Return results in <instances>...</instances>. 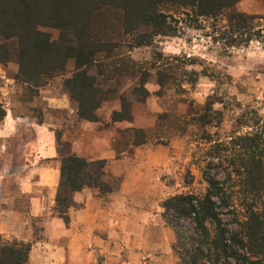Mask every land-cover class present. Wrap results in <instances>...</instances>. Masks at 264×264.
Instances as JSON below:
<instances>
[{"label":"trees","instance_id":"trees-1","mask_svg":"<svg viewBox=\"0 0 264 264\" xmlns=\"http://www.w3.org/2000/svg\"><path fill=\"white\" fill-rule=\"evenodd\" d=\"M238 1L0 0V64L15 61L18 64L15 78L29 88H39L64 75L68 61L73 59L75 71L64 80L69 95L77 103L81 119L98 121L96 110L112 89L99 85L97 76L107 80L116 74L139 73L136 100L148 95L146 84L151 76L148 67L135 61L129 52L135 47L152 45L158 35L176 34V26L172 24L174 14L163 11L165 5L189 9L188 16L196 21L201 17L225 21L220 26L213 23V28L215 40L226 46L264 38V26L257 27L256 16L238 11ZM44 27L59 30V37L54 39ZM159 84L166 85L162 78ZM119 99L120 109L114 110L112 119L132 120L131 97L127 94ZM208 108L195 118L205 126L212 123L214 116L212 108ZM4 114L0 104V118ZM170 116H173L168 127L170 136L188 131L185 117L161 114L155 133L159 134L161 123ZM241 123L248 127L245 131L238 130L229 142H214L207 151L217 162L207 161L205 172L216 167L226 177L206 178L204 192L176 193L162 202V217L176 236L173 244L178 256L176 264H264V114L255 113L246 120L242 117ZM153 135L151 129L127 127L120 130L119 143L139 146L149 142ZM57 138L60 141L59 134ZM157 141L167 143L161 137ZM117 151L125 150L117 148ZM59 152L62 180L56 209L66 220L73 192L95 187L104 195L118 189L119 186L108 184L107 179L113 180V176L105 170L106 160L91 163L71 147L59 148ZM104 176H108L105 183ZM225 209L233 214L238 229H231L222 219ZM182 221H188V226ZM31 247V243L0 235V264H25Z\"/></svg>","mask_w":264,"mask_h":264},{"label":"crops","instance_id":"crops-1","mask_svg":"<svg viewBox=\"0 0 264 264\" xmlns=\"http://www.w3.org/2000/svg\"><path fill=\"white\" fill-rule=\"evenodd\" d=\"M0 78V235L32 244L25 264H176L175 232L159 210L165 191L158 171L170 164L171 147L142 144L119 153L99 121L79 117L67 92L42 86L23 103L20 91L27 86L2 65ZM40 102L64 117L33 109ZM76 129L82 136L69 138ZM58 131L79 156L106 160L105 170L121 178L118 189L104 195L95 187L73 192L67 220L56 209Z\"/></svg>","mask_w":264,"mask_h":264},{"label":"rangeland","instance_id":"rangeland-1","mask_svg":"<svg viewBox=\"0 0 264 264\" xmlns=\"http://www.w3.org/2000/svg\"><path fill=\"white\" fill-rule=\"evenodd\" d=\"M236 9L256 16L254 21L257 27L264 26V0H239ZM162 10L170 15L174 14L172 24L176 26V34L158 35L152 45L135 47L129 52L135 61L148 67L151 74L146 84L148 95L136 100L139 73L122 76L116 74L107 80L104 76H97V83L112 91L107 92V99H104L96 110L102 136L115 139L116 148L127 153H130L129 150L133 146H127L126 142L119 143L120 130L127 127L151 129L154 135L144 144H161L157 141L160 137L167 140L166 145L172 149L171 162L163 167L164 171L157 170L161 180L159 182L165 191L159 203L161 216L162 202L168 196L181 192H204L207 186L206 178L214 175L223 180L226 173L222 169L212 167L205 172L207 161L217 162V159L207 155V151L214 142L218 140L229 142L230 136L236 134L238 130L245 131L248 127L242 126V117L246 120L252 114H264V38L258 37L240 46H226L222 41L215 40L213 28V23H219L217 26H220L225 21L218 22L205 17L196 21L188 16L189 9L181 7L175 9L171 5H165ZM43 29L50 32L54 39L59 37V30L50 27ZM0 65L9 75H15L18 71V64L15 61ZM74 71L75 61L71 59L68 61L65 74L49 80L43 87L50 86L69 94V88L64 80ZM161 78L166 85L159 84ZM36 91H38L36 87L22 89L20 92L24 95L19 97V100L23 103L30 99L33 101L35 95H40ZM127 94L132 100L131 110L134 118L124 121L125 125H119L111 119L113 117L111 114L114 110L120 109V96ZM35 104L33 109L49 113V116L54 118L64 117L61 111L46 108L41 102ZM208 107L212 108L214 116L212 123L205 126L195 118L205 113ZM216 110H220L221 114H217ZM161 114L185 117L188 131L184 134L178 131L176 135L170 136L168 127L173 120V116H170L161 123L159 134L155 133ZM80 133V130L76 129L69 138L81 137ZM58 134L61 138L59 148L72 149V143L64 137L63 131H58ZM205 136L211 141L206 140ZM106 178L108 176H104V183ZM107 180L113 187H118L121 182V178L115 176L113 180L112 178ZM221 216L231 229L239 228L233 214L227 209L222 211ZM181 224L187 227L188 221H182ZM175 256L178 260L176 253ZM95 264L103 263L98 261Z\"/></svg>","mask_w":264,"mask_h":264}]
</instances>
